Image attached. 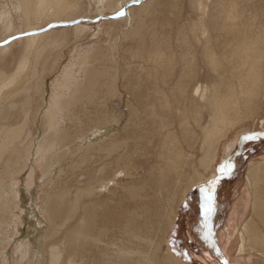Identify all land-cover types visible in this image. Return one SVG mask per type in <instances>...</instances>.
I'll list each match as a JSON object with an SVG mask.
<instances>
[{"label": "bare ground", "instance_id": "6f19581e", "mask_svg": "<svg viewBox=\"0 0 264 264\" xmlns=\"http://www.w3.org/2000/svg\"><path fill=\"white\" fill-rule=\"evenodd\" d=\"M6 1L0 0V202L2 198L13 201L11 194L18 195L25 187L27 197L16 196L10 225L0 213V258L12 242L3 234L13 228L21 235L28 226L31 231L24 233L12 251L20 263L30 257V264H184L168 248L179 205L189 189L215 175L221 141L231 129L251 119L264 98V0H188L191 18L177 22L179 52L170 49L169 34L161 33L148 19L155 3L167 8L176 6L177 0ZM86 1L91 6L87 12ZM111 13L119 15L107 18ZM92 20L97 23L92 25ZM69 22L73 24H65ZM89 31L95 39L93 48L71 56L46 100L44 72H55L64 49L83 41ZM105 35L108 42L101 49L99 42ZM124 42L131 45L132 61L121 65L116 57ZM118 74L128 85L126 110L110 97ZM261 91L263 96L258 99ZM135 100L137 106L130 104ZM43 102L47 105L41 115ZM94 106L100 107L101 124L79 143H69L72 148H64L67 132L63 122H79L83 129L77 114ZM40 127L46 133L36 131ZM237 140L224 143V157ZM120 149L127 154L109 163L110 167L117 164L115 168L101 167L100 171L108 173L93 175L88 192L87 188L76 189L65 200L56 190L66 179L52 167L63 157L72 155L78 168H86L95 165L89 157L103 153L111 157ZM261 152L255 156L264 155ZM250 153L240 157H253ZM30 157L36 158L31 162ZM244 163L242 158L237 160L235 168L242 169ZM254 163H248L245 176L250 186L257 185L252 181L257 172ZM36 169L42 176L37 182ZM22 174H27L25 187L18 182ZM8 181L11 185H6ZM35 183L38 197L31 188ZM114 188L122 193L111 192ZM125 193L132 210L121 214L123 221L115 224L113 215L105 214L112 210L108 203L112 201L119 209L128 203ZM161 202L164 208L160 211L158 206L151 208ZM58 220V227L46 232L45 224ZM156 221L163 224L160 239L143 231L147 224L152 230ZM196 224L193 230L199 227ZM64 227L55 243L45 244L48 239L43 234L40 237L43 229L49 238ZM202 250H209L204 242Z\"/></svg>", "mask_w": 264, "mask_h": 264}, {"label": "rangeland", "instance_id": "374dc122", "mask_svg": "<svg viewBox=\"0 0 264 264\" xmlns=\"http://www.w3.org/2000/svg\"><path fill=\"white\" fill-rule=\"evenodd\" d=\"M10 1L11 0H7L6 3H9ZM139 1L143 2V1H147V0H138V2ZM187 1L188 0H177L176 6H173V7L169 6L167 8H163L161 3L160 4L155 3V7L153 8V11H152L153 13L151 12L152 17L148 18L150 20H153V24L155 23L154 26L157 27L161 33L163 32V33H166V35H168V34L170 35V36L168 35V37H169L168 45L170 42H172V44L170 43L171 48L170 47L169 48L173 49L177 52H179V47H178L179 41L177 38L179 34H178L177 29L179 28V24L182 23L180 18H182L184 20H188L191 18L189 16V14H192L188 10ZM85 4L86 5L84 6V10L87 12L90 10L91 6L87 1ZM262 6L264 7V2L262 4ZM7 8H10V5H7ZM87 8H88V10H86ZM9 11L11 12L10 14L13 16L12 10L9 9ZM107 15H106L107 18H113V17H116L117 15H119V13H116V14L111 13V14H107ZM93 20H97V19H93ZM98 21H101V20L98 19ZM110 21H112V19H105L104 22H110ZM170 21H172V22H170ZM177 22H179V24ZM92 23H93L92 25H95V23H97V22L93 21ZM14 24L19 25V23L15 22V19H14ZM65 24L71 25V24H73V22L71 24H70V22L65 23ZM176 24H178V25H176ZM58 28H61V27H58ZM101 28H103V26ZM187 29H188V27H186V29L184 30V31H186V34L188 33ZM171 31H173L172 34H171ZM147 36H148V33H147ZM107 38H108V36L105 35V37L102 38V40L99 42L100 44L103 45V46H101V49L104 46H106V41L108 42ZM149 39H150V36L148 37L147 41H149ZM94 40H95L94 35L92 34V32L89 31L86 34L85 39L83 41L77 43L76 46L69 45L68 47H66L64 49V55L62 58L59 59V66L57 67L55 72H52V73H49L47 71L44 72V74L46 73V75H44V81H43L44 89H46V92H45L46 93L45 94L46 100H48V95H50L53 92V85H51V84L54 83L53 81H55V79L59 76V73L61 72V69L63 68V66L66 65V63H68L70 60H72L71 56L75 55V54L76 55H83L87 50H89L90 48H93V42H95ZM170 40H172V41H170ZM176 40H177V42H176ZM119 48H121V49H120V51L118 50V54H117L118 57H116V59H118V62H120L121 65L128 63L131 60V59H129L130 58L129 52H130L131 45L129 43L124 42L123 44L119 45ZM75 59H77V57ZM118 79L119 80H118L116 87L114 89H111L110 97H111L112 102L113 101L120 102L121 108L126 110V103L124 100L126 98L127 101H130V97L128 95V85H127L126 80L122 76H120L119 74H118ZM261 96H263V91L259 92L258 99H260ZM121 97H123L122 101H121ZM99 99H100V96L98 95L95 98V100H97L96 102H98ZM107 99H110V98H107ZM261 101L263 103L260 102L258 109H256V112L251 117V119L239 124L238 125L239 127L236 126L233 129H231L230 132L226 135V137L221 141L222 144L220 143V146L218 149V160H217L218 163H219V160L224 159V150H223L224 143H231L234 140L238 139L237 140L238 143H236L234 149L230 153L231 155L230 154L228 155V157H238L241 154L243 147L246 143L257 139V130L262 129V131H264V98ZM131 103H132V105L137 106L138 100H135L134 102L131 101L130 104ZM41 105L42 106H40V114L42 115L43 109L46 108L45 105H47V104H44V102H43V103H41ZM107 108L109 110H111L110 105H108ZM32 109H33V107L30 108V110H32ZM80 114L82 116H80ZM77 115H79V117L77 119H79L82 122L83 129L80 130L79 122H75L74 124H72L69 120L66 119L63 122V126L67 132V137L65 139V146L66 147H64V148H72V144H69V143H72L75 140L79 143L81 141V139H83L84 136H86L87 133L90 134L99 124H101L100 123V121H101L100 107H97V106L88 107L86 109V112L78 113ZM135 115H136V113H135ZM135 115L132 118L135 119ZM83 116H86V118H84ZM127 119H128V117H127ZM39 124H40V120L36 121V123L33 126L38 127ZM241 129H246L247 131L243 132V134L238 133V130H241ZM38 130H41V131H43V133H46L45 129H43L42 127L37 129L36 131H38ZM33 132H35L34 129H33ZM248 137H252V138L248 139ZM121 142L125 143L127 141L125 139H122ZM144 144H145V142H144ZM137 145L140 146L139 143ZM60 146H62V144H60ZM129 150H131L132 152L134 151L133 145L129 146ZM122 154H127V152L125 153V149L117 150L116 152H114L112 154L111 157L107 156L104 153L99 154V155H95V157H89L90 162L95 163V165H93L91 167H86V168H78L74 163L76 158L72 157V155H70L69 157H63V159L59 160V163L53 165V167H52V168H55L56 170L60 171L59 174L62 175V179H64V178L66 179V184L60 185V186L57 185L59 188H57L56 190H59V193H61L63 195L65 200L71 199L72 196L74 195L76 189L87 188L85 190V192H88L89 188L94 183L93 182V175H98L99 173H101V174L108 173L105 171H100V168L103 167L104 165H107L106 166L107 169L115 168L117 164L114 163L112 165V167H110L109 163L115 162L116 158H118V156L122 155ZM125 157L126 156L123 155V157H121V159H123ZM35 158L36 157H30L31 162H33V160ZM49 158L50 157H46L47 160H49ZM229 162L230 161L226 162V165L231 164ZM100 163H103V164H100ZM72 174H73V176H72ZM22 175H23L22 176L23 178L21 177L18 182H19L20 187H23V186L25 187L27 174H25V175L22 174ZM41 177L42 176H41L40 170L36 169L35 181L36 182L39 181L41 179ZM119 182H121L120 184H123L124 182H130V181H119ZM8 183L11 185V183L9 181L6 183V185ZM36 184L37 183H35L31 188H33V193L36 195V197H38L40 195V192L37 191L36 189H34ZM198 185H200V184H198ZM10 190L14 191V188L10 187ZM189 191H190V189H189ZM111 192H115V194H117V195H120V193H122L120 191V188H114ZM104 194H105V197H107V195H106L107 193L105 192ZM11 196L15 197L13 201L7 202L6 200H4L2 198L3 201L0 202V213L2 215H6L4 218L6 219L5 222L8 225H10L9 217H11V213H14L16 210V208H15L16 204H17L16 196L27 197L26 187L23 189H20V194L17 195V193L14 192L11 194ZM125 197H126V200L128 201V203L124 202L119 209H116L114 207L115 203L114 204L111 203L112 201H109V203H108L110 208H112V210H110V212L105 213V214L108 216L113 215V221L115 224L122 222L123 221V217H122L123 214L125 212L132 210V203L127 199L126 193H125ZM37 200H39V199L37 198ZM157 206L159 207V211L162 208H164V204L162 202H161V205H160V203L159 204H157V203L152 204L151 208L156 209ZM113 209H115V210H113ZM122 209H124V210H122ZM154 211L155 210H153L150 214H148V216L151 215ZM177 211H179V208ZM121 214H122V216H121ZM126 215H128V213H126ZM176 215H178V212H176ZM117 216L120 217L119 220H116ZM60 221L61 220H58L57 224L52 223V225L49 222H47L45 224L46 225L45 226L46 232H48L51 227L57 228L58 227L57 225L60 224ZM174 222H175V220H174ZM157 223H158V221H156V224L152 230H149L148 224L145 226L144 230L143 229L142 230L144 232H146V234L148 236H150V237L155 236V237H159V239H160V237H161L160 230L163 228V224H162V221H161V224L160 223L157 224ZM65 229H66V227H64L61 231L56 233L53 237H49V238H46V236L44 235V234H46V232L43 229L42 233L40 234V237H42V234H43V238L48 239V240H46L45 244L49 243L51 241H52V243H55L61 238ZM119 230L120 229H118V227L115 228V236H117V237L120 236ZM28 231H31V229H29L28 226H24L21 235L18 231L14 230L13 228L9 229L6 233L3 234L4 239H9L12 242L9 243V245L7 247H5V249H4L5 255L4 254L1 255V258H0L1 264H3V262H5V264H7L6 263L7 260L9 261V264H30V257L26 258V260H23V262L20 263L19 262V259H20L19 255L18 254H16V255L12 254V251L15 248V246L17 245V243H19L21 241V239L24 236V233H26ZM173 231L174 230L172 229L171 234H170L171 239L169 240L170 241V248L172 250L169 248V243H168V248L172 252L174 251L177 254L178 251H177V246H175L176 244H175V238H174V232ZM176 238H178V240H179V236H176ZM191 249H192V253L189 255L188 263H184L183 261H182V263H184V264H205L201 259L200 260L198 259L199 257H197L200 254V253L198 254V250H197L198 248L196 246H193ZM179 260H181V259H179Z\"/></svg>", "mask_w": 264, "mask_h": 264}, {"label": "crops", "instance_id": "0c3cea01", "mask_svg": "<svg viewBox=\"0 0 264 264\" xmlns=\"http://www.w3.org/2000/svg\"><path fill=\"white\" fill-rule=\"evenodd\" d=\"M263 143L264 131L258 129L257 139L246 143L241 152L245 156L251 152L253 157H239L241 154L238 157H224L219 160L214 170L215 175L211 179L206 183L193 186L186 194L179 205L173 226L175 246L178 251L177 254L174 251L173 253L181 261L188 263L189 255L192 253L191 248L196 246L198 254L200 253L197 257L205 264H264V196L261 195L264 194V155L255 156L261 149V153L264 154ZM255 149H257L256 152ZM241 158L245 163L242 169H236V161ZM252 160L257 163V172L255 177H252V181H257V185L253 186L251 183L253 188L248 185L247 177H245L249 170L248 163ZM228 161L231 164L226 165ZM239 181L243 183L242 186ZM209 208L211 211H207ZM196 223L199 227L193 230ZM176 236H179V240ZM203 242L209 249L207 252L202 250ZM240 243L245 245H243V251L238 253ZM237 259L240 261H236Z\"/></svg>", "mask_w": 264, "mask_h": 264}, {"label": "snow or ice", "instance_id": "6c2138e0", "mask_svg": "<svg viewBox=\"0 0 264 264\" xmlns=\"http://www.w3.org/2000/svg\"><path fill=\"white\" fill-rule=\"evenodd\" d=\"M252 137H248V139H251ZM207 211H211V208L207 209ZM205 239H207V236H205Z\"/></svg>", "mask_w": 264, "mask_h": 264}]
</instances>
